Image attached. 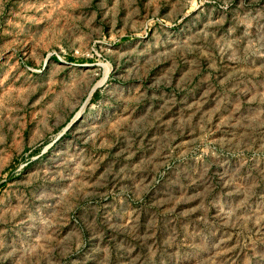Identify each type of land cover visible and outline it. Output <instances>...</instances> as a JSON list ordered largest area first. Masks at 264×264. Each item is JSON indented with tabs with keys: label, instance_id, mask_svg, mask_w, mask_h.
<instances>
[{
	"label": "rangeland",
	"instance_id": "1",
	"mask_svg": "<svg viewBox=\"0 0 264 264\" xmlns=\"http://www.w3.org/2000/svg\"><path fill=\"white\" fill-rule=\"evenodd\" d=\"M0 264H264V0H0Z\"/></svg>",
	"mask_w": 264,
	"mask_h": 264
}]
</instances>
